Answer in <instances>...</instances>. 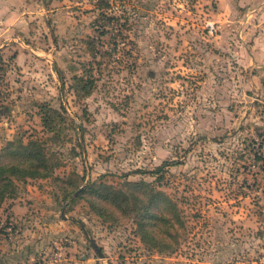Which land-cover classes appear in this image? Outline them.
<instances>
[{"label": "rangeland", "instance_id": "rangeland-1", "mask_svg": "<svg viewBox=\"0 0 264 264\" xmlns=\"http://www.w3.org/2000/svg\"><path fill=\"white\" fill-rule=\"evenodd\" d=\"M260 31L264 0H0V154L59 163L3 202L0 264H264ZM94 186L167 218L144 238Z\"/></svg>", "mask_w": 264, "mask_h": 264}, {"label": "trees", "instance_id": "trees-1", "mask_svg": "<svg viewBox=\"0 0 264 264\" xmlns=\"http://www.w3.org/2000/svg\"><path fill=\"white\" fill-rule=\"evenodd\" d=\"M104 5L109 6V2L105 1ZM83 83L85 94H89L92 89L93 81H84L82 77H78ZM52 113L58 114L56 110H50ZM44 124H53L54 117L52 115H44L42 118ZM56 128V127H55ZM54 129V127H50ZM42 138H33L28 142L22 139L8 141L0 154V208L7 198L14 196L18 189L17 181L26 182L28 179L46 178L53 174L54 168L59 163H53V152H50ZM7 158L6 160H4ZM163 168L159 167L154 173ZM133 186L148 187L149 184L134 183ZM96 194L100 200V204L95 202L96 211L105 216L106 211L111 208L123 210L126 214H135L136 222L139 226L143 237H151L152 222L154 220L163 221L165 215L157 214L152 211V207L157 205V200L164 201L165 196L161 192H153L147 200L142 199L134 192H124L121 190H113L111 187H96ZM154 191V190H153ZM134 201H130V199ZM152 238V237H151Z\"/></svg>", "mask_w": 264, "mask_h": 264}, {"label": "crops", "instance_id": "crops-1", "mask_svg": "<svg viewBox=\"0 0 264 264\" xmlns=\"http://www.w3.org/2000/svg\"><path fill=\"white\" fill-rule=\"evenodd\" d=\"M255 41L256 43H259V48H263L262 50H264V34H262V31H260V34L258 36H256L255 38ZM263 45V46H262ZM262 50H255L252 54H251V57H252V60H253V63H255V60H259V58L261 56H264V51Z\"/></svg>", "mask_w": 264, "mask_h": 264}, {"label": "water", "instance_id": "water-1", "mask_svg": "<svg viewBox=\"0 0 264 264\" xmlns=\"http://www.w3.org/2000/svg\"><path fill=\"white\" fill-rule=\"evenodd\" d=\"M91 242H92L93 246L97 249V251L100 253V255H102V251L100 250V248H98L97 244L93 240H91Z\"/></svg>", "mask_w": 264, "mask_h": 264}]
</instances>
